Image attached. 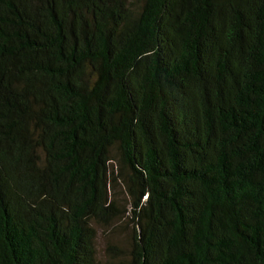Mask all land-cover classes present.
Returning a JSON list of instances; mask_svg holds the SVG:
<instances>
[{
	"label": "trees",
	"instance_id": "obj_1",
	"mask_svg": "<svg viewBox=\"0 0 264 264\" xmlns=\"http://www.w3.org/2000/svg\"><path fill=\"white\" fill-rule=\"evenodd\" d=\"M0 264H264V0H0Z\"/></svg>",
	"mask_w": 264,
	"mask_h": 264
},
{
	"label": "rangeland",
	"instance_id": "obj_2",
	"mask_svg": "<svg viewBox=\"0 0 264 264\" xmlns=\"http://www.w3.org/2000/svg\"><path fill=\"white\" fill-rule=\"evenodd\" d=\"M116 195L119 198V200L128 206V195L127 191L125 189V185L123 180H120V184L116 188ZM121 197V198H120ZM127 221L126 223H129L132 225V222L127 219L123 220ZM129 229L128 227L121 222H118L116 227L112 229L111 227H105V226H99L97 230V236H96V245L98 249V256L101 259H104L107 257V245L108 243H122L125 244V240L127 239Z\"/></svg>",
	"mask_w": 264,
	"mask_h": 264
}]
</instances>
